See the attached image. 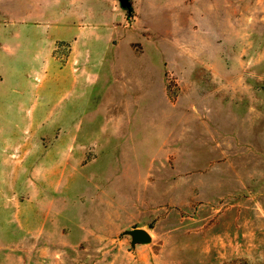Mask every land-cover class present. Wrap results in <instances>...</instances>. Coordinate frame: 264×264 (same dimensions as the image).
I'll use <instances>...</instances> for the list:
<instances>
[{"label": "rangeland", "instance_id": "rangeland-1", "mask_svg": "<svg viewBox=\"0 0 264 264\" xmlns=\"http://www.w3.org/2000/svg\"><path fill=\"white\" fill-rule=\"evenodd\" d=\"M142 1L0 0V264H264V0Z\"/></svg>", "mask_w": 264, "mask_h": 264}, {"label": "water", "instance_id": "water-1", "mask_svg": "<svg viewBox=\"0 0 264 264\" xmlns=\"http://www.w3.org/2000/svg\"><path fill=\"white\" fill-rule=\"evenodd\" d=\"M120 4L123 9L131 10L132 4L131 0H120ZM126 234L132 237V245H149L152 243V236L149 235V232L143 228H137L134 230L127 231Z\"/></svg>", "mask_w": 264, "mask_h": 264}, {"label": "crops", "instance_id": "crops-1", "mask_svg": "<svg viewBox=\"0 0 264 264\" xmlns=\"http://www.w3.org/2000/svg\"><path fill=\"white\" fill-rule=\"evenodd\" d=\"M147 0H143L142 1V3H141V7L143 6L144 7V4H145V2H146ZM69 2H70V0H69ZM131 2H132V0H131ZM71 4H73V3H71ZM132 4V3H131ZM65 5V4H64ZM65 6H67V4L65 5ZM65 6H63V7H65ZM69 23H71V24H69ZM75 25H77L76 23H72V22H67V23H65L64 25H62V26H65V27H67V26H72V27H74ZM72 27H70V28H72ZM74 34H75V36H73L72 34H69V36H72V37H75V42H76V44H77V46H79L80 45V48L79 49H81V50H85V49H87L86 51H89V48L92 46V43H90V45L89 44H87V42H85L84 40H85V38H86V35L88 34V32L86 31L85 32V34L83 33V32H80V31H76V32H74ZM92 38L93 37H91V39H90V41H93L92 40ZM94 38H96V37H94ZM98 38V37H97ZM98 40V39H97ZM89 41V42H90ZM86 43V44H85ZM86 47H84V46ZM89 45V46H88Z\"/></svg>", "mask_w": 264, "mask_h": 264}, {"label": "clouds", "instance_id": "clouds-1", "mask_svg": "<svg viewBox=\"0 0 264 264\" xmlns=\"http://www.w3.org/2000/svg\"><path fill=\"white\" fill-rule=\"evenodd\" d=\"M149 235H151V233H149Z\"/></svg>", "mask_w": 264, "mask_h": 264}]
</instances>
